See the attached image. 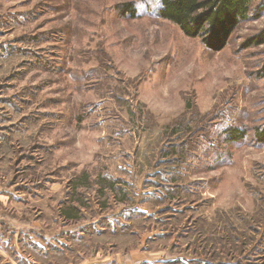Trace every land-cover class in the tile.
Instances as JSON below:
<instances>
[{
	"label": "rangeland",
	"instance_id": "1",
	"mask_svg": "<svg viewBox=\"0 0 264 264\" xmlns=\"http://www.w3.org/2000/svg\"><path fill=\"white\" fill-rule=\"evenodd\" d=\"M158 3L0 0V264H264V0L221 49Z\"/></svg>",
	"mask_w": 264,
	"mask_h": 264
},
{
	"label": "trees",
	"instance_id": "2",
	"mask_svg": "<svg viewBox=\"0 0 264 264\" xmlns=\"http://www.w3.org/2000/svg\"><path fill=\"white\" fill-rule=\"evenodd\" d=\"M253 0H159L157 13L159 17L170 20L177 24L182 31L191 37H200L203 43L212 49H221L227 45L231 33L244 21L252 16ZM124 13L134 17L137 8L133 3H126L122 6ZM257 16V15H256ZM264 42V31L248 41L249 46ZM255 135L258 140L264 141V128H256ZM247 133L240 129H229L227 131L228 143H235L243 139ZM87 181L82 175L76 181ZM100 192L107 189L113 190L116 183L113 179L101 177L99 179ZM77 188V185H75ZM79 210L73 205L67 206L64 213L68 216H78Z\"/></svg>",
	"mask_w": 264,
	"mask_h": 264
}]
</instances>
